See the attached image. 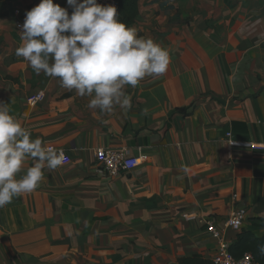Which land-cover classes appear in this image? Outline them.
Instances as JSON below:
<instances>
[{"label":"crops","instance_id":"crops-1","mask_svg":"<svg viewBox=\"0 0 264 264\" xmlns=\"http://www.w3.org/2000/svg\"><path fill=\"white\" fill-rule=\"evenodd\" d=\"M53 2L71 15L67 0ZM39 3L0 0V101L70 164L0 208V264L212 261L219 242L203 221L221 228L239 209L248 216L230 244L243 231L264 239V0H139L130 27L171 63L126 86L131 109L110 114L16 56L18 25ZM228 133L254 147L230 151ZM105 148L142 163L109 176Z\"/></svg>","mask_w":264,"mask_h":264},{"label":"clouds","instance_id":"clouds-1","mask_svg":"<svg viewBox=\"0 0 264 264\" xmlns=\"http://www.w3.org/2000/svg\"><path fill=\"white\" fill-rule=\"evenodd\" d=\"M67 5L71 15L53 0H40L27 11L16 56L37 75L59 78L62 87L89 97V109L106 114L116 106L130 110L126 86L164 75L170 50L122 22L114 5L97 0H67ZM64 161L63 150L33 139L10 103L0 101V208L34 192L45 179L44 170H56Z\"/></svg>","mask_w":264,"mask_h":264},{"label":"built area","instance_id":"built-area-1","mask_svg":"<svg viewBox=\"0 0 264 264\" xmlns=\"http://www.w3.org/2000/svg\"><path fill=\"white\" fill-rule=\"evenodd\" d=\"M102 5H114L117 8L116 0H97ZM22 24L19 23L18 28L21 29ZM43 94H38L36 100H41ZM227 145L230 151L233 148H253L254 145L251 142H243L235 140L231 133L227 134ZM100 164L103 171L109 176H117L120 173L131 172L141 165V159L139 157L132 156L127 148H105L101 151ZM70 164V159L65 156V161L62 166ZM248 213L246 209L236 210L231 214L223 223L222 227L214 221H203L206 231L212 238L219 242V250L212 264H260L251 254H245L241 258L237 259L230 253V242L227 240L228 231L238 233L245 220L247 219ZM192 219V218H188ZM195 219V218H193Z\"/></svg>","mask_w":264,"mask_h":264},{"label":"trees","instance_id":"trees-1","mask_svg":"<svg viewBox=\"0 0 264 264\" xmlns=\"http://www.w3.org/2000/svg\"><path fill=\"white\" fill-rule=\"evenodd\" d=\"M118 18L128 26L133 25L139 14V0H116ZM230 253L237 259L251 253L255 260L264 264V239L256 238L252 233L243 231L238 235V241L230 246ZM180 264H212L201 256L184 258Z\"/></svg>","mask_w":264,"mask_h":264}]
</instances>
